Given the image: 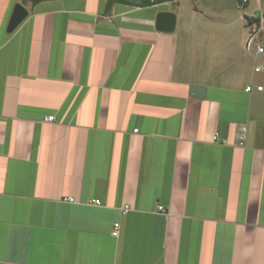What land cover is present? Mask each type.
Instances as JSON below:
<instances>
[{"label": "crops", "instance_id": "crops-1", "mask_svg": "<svg viewBox=\"0 0 264 264\" xmlns=\"http://www.w3.org/2000/svg\"><path fill=\"white\" fill-rule=\"evenodd\" d=\"M125 1L0 0V264H264L247 23L222 0Z\"/></svg>", "mask_w": 264, "mask_h": 264}, {"label": "built area", "instance_id": "built-area-1", "mask_svg": "<svg viewBox=\"0 0 264 264\" xmlns=\"http://www.w3.org/2000/svg\"><path fill=\"white\" fill-rule=\"evenodd\" d=\"M241 6H245L249 3L250 0H237ZM250 22L247 23L248 33L245 39V47L248 50L253 52V60L255 64L253 66V73L258 74L264 71V10L259 12V14L254 16H249ZM252 86L245 88V91L250 92ZM257 91L262 90V86L256 87ZM45 122L53 121V117L49 116ZM247 130L245 127L240 128L237 136L238 146H242L246 140ZM93 203L99 204L97 200H94ZM157 210L164 212L162 206H157ZM126 208L122 210V213L125 214ZM119 231V223H114L111 231L112 236H117Z\"/></svg>", "mask_w": 264, "mask_h": 264}, {"label": "water", "instance_id": "water-1", "mask_svg": "<svg viewBox=\"0 0 264 264\" xmlns=\"http://www.w3.org/2000/svg\"><path fill=\"white\" fill-rule=\"evenodd\" d=\"M130 2L138 3L139 0H128ZM27 16V10L21 3H16L13 6L10 18L8 20L6 31L12 32ZM246 23L250 22L249 16L244 15ZM175 27V13L159 12L156 16V29L161 32H172Z\"/></svg>", "mask_w": 264, "mask_h": 264}, {"label": "rangeland", "instance_id": "rangeland-1", "mask_svg": "<svg viewBox=\"0 0 264 264\" xmlns=\"http://www.w3.org/2000/svg\"><path fill=\"white\" fill-rule=\"evenodd\" d=\"M196 1L198 3H200V9L205 8V5L207 3H210V4L212 3L213 5H216L217 4V0H196ZM222 1H225V3L227 5H230V7L232 8V10H231V12H230L229 15H230V17H231V19L233 21L232 33L235 34L236 32H238L237 30L239 29L240 24H246L245 21L242 22V21H239L238 20L239 19L238 18L239 14L244 15L246 11L247 12L253 11L256 8V5H257L256 0H251L250 7L247 8V9H244L241 6L237 7L238 6L237 5V2H236L237 0H222ZM258 1L261 2V4H262V11H263L264 10V0H258ZM234 6H235V9L237 8V11H235ZM211 9H213L215 11V8L209 7L208 13L210 15L216 14V12H214V13L210 12ZM252 60L253 59L251 58V55H250L249 59L247 60V63H250L251 64L252 63ZM255 79H256L257 82H259L262 85H264V72L256 75L255 76Z\"/></svg>", "mask_w": 264, "mask_h": 264}, {"label": "trees", "instance_id": "trees-1", "mask_svg": "<svg viewBox=\"0 0 264 264\" xmlns=\"http://www.w3.org/2000/svg\"><path fill=\"white\" fill-rule=\"evenodd\" d=\"M22 3H25L26 1H31L32 2V4H35V3H38V2H40V1H43V0H20ZM117 1H121V2H125V3H127L125 0H117ZM155 2H157V1H163V0H154ZM238 2V1H237ZM143 3H148V2H143ZM239 3V2H238ZM246 6V5H245ZM244 6V7H245Z\"/></svg>", "mask_w": 264, "mask_h": 264}]
</instances>
